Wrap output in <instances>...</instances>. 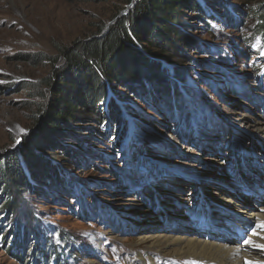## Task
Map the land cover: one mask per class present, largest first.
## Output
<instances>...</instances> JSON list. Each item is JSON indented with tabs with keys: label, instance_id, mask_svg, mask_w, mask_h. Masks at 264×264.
Masks as SVG:
<instances>
[{
	"label": "rangeland",
	"instance_id": "374dc122",
	"mask_svg": "<svg viewBox=\"0 0 264 264\" xmlns=\"http://www.w3.org/2000/svg\"><path fill=\"white\" fill-rule=\"evenodd\" d=\"M250 1L201 0L202 11L184 12L180 58L159 61L161 86L172 90L166 105L149 79L146 92L108 90L103 109L119 106L124 137L122 121L99 125L79 110L49 154L25 164V183L0 184V264H142L140 254L197 264L156 251L149 238L199 230L245 245L257 224L251 213L264 214V35ZM132 7L0 0V157L39 130L61 49Z\"/></svg>",
	"mask_w": 264,
	"mask_h": 264
},
{
	"label": "trees",
	"instance_id": "16d2710c",
	"mask_svg": "<svg viewBox=\"0 0 264 264\" xmlns=\"http://www.w3.org/2000/svg\"><path fill=\"white\" fill-rule=\"evenodd\" d=\"M125 1L133 5L129 13L117 17L118 13L108 28L102 25L95 36L78 38L61 49L63 62L55 67L49 82L55 98L46 109H41L42 116L37 117L41 124L38 122L36 126L39 130L32 136L26 135L17 152L0 157V184L12 188L25 183V173L49 154L58 139L67 134L65 131L73 128L79 110L99 125L112 121L114 126L117 122L119 126L122 121L120 133L124 137L127 126L120 117L119 106L112 105L110 100L108 113L103 109L108 90H114L117 85L138 86L146 92L143 84L149 79V85H155L165 95L161 101L166 105L172 90L161 86L166 71L159 61L165 58L163 61L171 64L180 58L175 53L183 40L180 21L186 10L202 11L201 0ZM255 2H249L252 15L257 30L264 35V0ZM33 56L37 59L39 54ZM177 96L180 97L179 93Z\"/></svg>",
	"mask_w": 264,
	"mask_h": 264
},
{
	"label": "bare ground",
	"instance_id": "6f19581e",
	"mask_svg": "<svg viewBox=\"0 0 264 264\" xmlns=\"http://www.w3.org/2000/svg\"><path fill=\"white\" fill-rule=\"evenodd\" d=\"M252 214L256 215V229L248 237L245 245L209 240L201 236L203 231L199 230L197 234L190 236L186 234L181 236L161 234L159 238L150 236L151 247L156 251L169 247L175 256L186 257L197 264H264L262 262L264 249L259 247L264 245V214L253 212ZM147 260L154 264L150 257ZM147 260L140 254L142 264H147Z\"/></svg>",
	"mask_w": 264,
	"mask_h": 264
},
{
	"label": "water",
	"instance_id": "95a60500",
	"mask_svg": "<svg viewBox=\"0 0 264 264\" xmlns=\"http://www.w3.org/2000/svg\"><path fill=\"white\" fill-rule=\"evenodd\" d=\"M183 74H184V72H177L175 75H174V77L176 78V79H180V77H182L183 76ZM122 117H124V116H122ZM243 151V150H242Z\"/></svg>",
	"mask_w": 264,
	"mask_h": 264
},
{
	"label": "snow or ice",
	"instance_id": "6c2138e0",
	"mask_svg": "<svg viewBox=\"0 0 264 264\" xmlns=\"http://www.w3.org/2000/svg\"><path fill=\"white\" fill-rule=\"evenodd\" d=\"M259 247L262 248V249H264V245H260Z\"/></svg>",
	"mask_w": 264,
	"mask_h": 264
}]
</instances>
